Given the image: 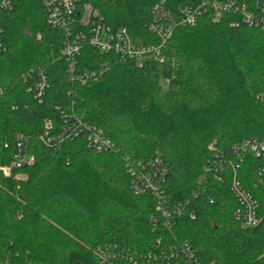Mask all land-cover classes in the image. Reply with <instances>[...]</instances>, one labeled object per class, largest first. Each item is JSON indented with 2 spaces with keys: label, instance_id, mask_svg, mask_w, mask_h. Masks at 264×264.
Wrapping results in <instances>:
<instances>
[{
  "label": "trees",
  "instance_id": "trees-1",
  "mask_svg": "<svg viewBox=\"0 0 264 264\" xmlns=\"http://www.w3.org/2000/svg\"><path fill=\"white\" fill-rule=\"evenodd\" d=\"M197 1L79 4L152 43L146 26L154 5L175 13ZM232 20L203 16L178 27L162 60L141 66L83 46L77 71L106 69L79 84L68 80L60 55L64 34L47 25L38 1L0 9V264H147L164 245L174 250L170 264H264L262 160L231 150L264 140V31ZM36 67L47 78L41 100ZM69 113L100 128L113 151L97 152L83 136L57 149L43 145L39 134L47 125L59 130ZM16 133L27 138L33 162L5 175ZM127 163L159 165L160 196L134 194ZM233 165L257 202L254 226L235 218Z\"/></svg>",
  "mask_w": 264,
  "mask_h": 264
},
{
  "label": "built area",
  "instance_id": "built-area-1",
  "mask_svg": "<svg viewBox=\"0 0 264 264\" xmlns=\"http://www.w3.org/2000/svg\"><path fill=\"white\" fill-rule=\"evenodd\" d=\"M36 1L42 5L45 11L47 25L64 34L60 55L66 63L68 80L79 84L96 80L106 69L103 67L98 71L78 72L76 58L83 46H89L100 53L112 54L120 61H129L136 66H141L145 60H162V50L175 30L180 26L193 25L203 16L210 22L216 23L230 15L234 17L232 25L240 21L264 31V0H251L247 3L237 0H198L196 4L180 7L175 13L162 3L156 4L151 10L152 19L146 26L148 32L156 39L152 43L134 39L125 28H112L96 9L89 4L80 5L79 0ZM11 2L12 0H0V9L9 8ZM2 50H4V46L0 38V52ZM31 71H34L37 76L33 88L34 96L41 100L47 88L46 75L39 67ZM261 100L264 101V96L261 97ZM80 136H83L87 145L97 152H110L114 149L112 142L100 128L85 122L81 116L75 113L64 116L63 125L59 130H51L47 125L44 131L39 134L38 139L43 145L57 149L62 143L72 141ZM14 143L12 159L9 164L1 168L5 175L10 174L14 168L30 165L33 162L32 155L27 151V138L16 133ZM210 146H213V142L210 143ZM231 150L238 159L245 154H251L262 160L257 184L264 187V140L246 139L233 144ZM154 164H151L152 168L146 169L141 163H131L130 165L127 163L129 187L134 194L150 192L160 196L159 182L163 179L164 170ZM235 167L236 165L232 166L231 191L239 205L234 215L243 226H254L258 223L257 202L240 187L236 180ZM163 213L166 214L165 211ZM169 246L164 245L159 254H148L152 261L147 264H170L174 250Z\"/></svg>",
  "mask_w": 264,
  "mask_h": 264
}]
</instances>
